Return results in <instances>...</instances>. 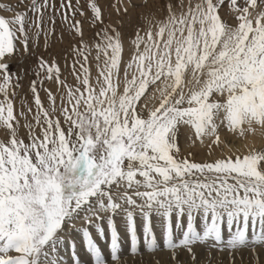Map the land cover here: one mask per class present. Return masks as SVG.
I'll return each mask as SVG.
<instances>
[{
  "label": "snow or ice",
  "instance_id": "1",
  "mask_svg": "<svg viewBox=\"0 0 264 264\" xmlns=\"http://www.w3.org/2000/svg\"><path fill=\"white\" fill-rule=\"evenodd\" d=\"M111 8L139 10L131 36L105 23L99 0H0V264H64L69 247L81 264L75 234L93 264H107L90 231L104 239V223L121 264L117 217L132 257L167 251L172 264H201L205 248L264 264V149L234 150L221 136L264 135V0ZM57 16L70 37L63 67L36 53ZM29 76L31 102L17 107ZM182 136L221 155L198 161Z\"/></svg>",
  "mask_w": 264,
  "mask_h": 264
},
{
  "label": "rangeland",
  "instance_id": "2",
  "mask_svg": "<svg viewBox=\"0 0 264 264\" xmlns=\"http://www.w3.org/2000/svg\"><path fill=\"white\" fill-rule=\"evenodd\" d=\"M3 2H8V0H3ZM13 4L16 3V0H11ZM57 6H59L60 0H56ZM73 4L75 5L76 0H72ZM102 7L105 10V23H112L115 24L117 27H119L120 31L124 34L125 37H129L132 35L134 28L137 26V24L140 22L138 20L139 10H132L129 9V14L127 16H124L123 13H121L119 16L116 14V12L111 8V5L115 2V0H99ZM127 0H125V3ZM137 3H140V0H136ZM163 2V0H150V3H155L156 5H159ZM81 5H85L86 0H80ZM85 11L87 9L85 8ZM4 15H8L7 13H0ZM77 19H82L77 14ZM123 20V26H120V21ZM56 35L51 37L49 40L48 50L47 52L44 51V40L43 37L40 39L41 47L36 49V53L40 55H44L46 59H51L55 57L56 59L60 60L61 66L63 67V53L67 50L69 46L70 37L66 32V25L62 24L60 17H56ZM95 29H92L87 23H85V39L90 40L93 36ZM64 34V39L61 41L60 36L61 34ZM35 60V57H32L28 63L32 64ZM12 71H17V64L13 63L11 65ZM33 77L29 76L25 78L22 81L23 87L18 90V99H17V107H19L20 103V97L27 96V99L29 102H31V94L29 92V82ZM48 83L45 84V87H48ZM40 95L42 99L44 100L45 104H47V99L45 96V93L43 90H41ZM237 140H235L236 143ZM207 149L202 147L199 149V151L196 153V157L199 159L198 161H204L206 159H212L213 156H217L220 151L216 150L214 152V155L212 157H209L207 154ZM122 217H117L118 222V231L123 230L122 233H120V244L122 247V253H121V264H172L171 261V254L167 251H157L155 254H148L145 252V254L137 257H132L128 255V249L130 247V241L127 235V232L124 228ZM121 219V222H120ZM140 220L139 215H137V223L138 225L141 222H138ZM198 226H199V220H198ZM121 224V225H120ZM153 224H154V231L156 233L158 242L162 241V229H161V223L159 218L153 217ZM102 226L105 229V236L104 239H101L100 236L96 233L95 229H91L93 238L96 240L97 244L100 246L102 254L105 256V259L107 260V264H112V261L110 259V253H109V242H110V235L108 233L107 225L106 223L102 224ZM124 228V229H123ZM141 238V249L143 250V234L142 231L138 233ZM77 247L76 252L78 254V257L81 261V264H93L92 259L90 257V254L86 251V248L83 245L82 240L79 242L81 244H78L75 241ZM71 248H65L63 250V259L64 264H72L71 260ZM199 258L201 260V264H230L229 256L227 252L220 253L215 250L209 251L205 248L198 249ZM236 264H241L240 256H236ZM245 264H247V261H245Z\"/></svg>",
  "mask_w": 264,
  "mask_h": 264
},
{
  "label": "bare ground",
  "instance_id": "3",
  "mask_svg": "<svg viewBox=\"0 0 264 264\" xmlns=\"http://www.w3.org/2000/svg\"><path fill=\"white\" fill-rule=\"evenodd\" d=\"M125 56L127 57V52H125ZM93 72H95V69H93ZM48 87H54V86L49 84ZM221 136H222V139H228V140L232 141L234 150H235V148H239L241 151H246V149L244 147L245 144H247L249 147H253L254 146L258 150L259 149H264V135H261L259 132H257V134H255V135L248 136V138L246 140H243V141L237 140L236 143H235V139H233L231 136H226L223 132L221 133ZM207 143H209V141L206 140L205 144H207ZM181 147L184 149L185 153L191 151L193 153V158L196 159V160H199L196 157V153L199 151L200 148H202L199 145V143H197L194 147L190 148L188 146V142H186L185 138L182 136L181 137ZM227 151H228L227 149H224L225 153H227ZM220 155H221V153H219L217 156H220ZM213 157H215V155ZM121 219H120V222H121ZM138 222H141V221L138 220ZM119 232L122 233L123 230H120ZM74 240L78 244H81V243H79L82 240L80 234H75Z\"/></svg>",
  "mask_w": 264,
  "mask_h": 264
}]
</instances>
